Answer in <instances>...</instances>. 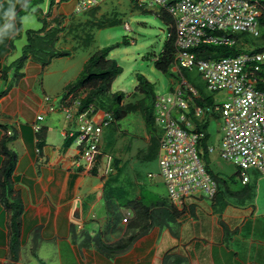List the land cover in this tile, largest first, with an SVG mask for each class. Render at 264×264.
<instances>
[{
	"label": "crops",
	"instance_id": "crops-1",
	"mask_svg": "<svg viewBox=\"0 0 264 264\" xmlns=\"http://www.w3.org/2000/svg\"><path fill=\"white\" fill-rule=\"evenodd\" d=\"M75 3L76 0H0V145L13 138L7 148L17 156L13 196L7 200L0 197V264H264L261 204L240 206L234 200L211 201L200 196L176 209L180 215L174 218L165 186L162 191L151 185L146 199L137 179H124L127 163H122L123 148L114 145L106 155L102 142L101 158L95 167L87 169L78 146L74 142L68 146L76 122L66 119L65 110L74 113L76 108L68 105L64 94L51 99L44 87L38 89L46 77L57 76L48 69L64 58H54L42 68L39 59L28 55L21 69L17 64L28 53L30 38L55 30V50H75L82 41V27L89 21L81 24L74 15L95 18L100 12L99 5L76 14ZM89 42L87 36L83 43ZM59 84L60 80L50 84V89ZM40 116L43 120L38 122L36 118ZM34 126L44 132V139L37 137ZM109 128L112 138L119 134L117 126ZM107 159L113 161L108 175ZM1 162L0 155V167ZM116 178L112 188L105 189L106 182ZM15 198L22 204V213L18 244L12 248L11 205ZM134 202L137 203L132 205ZM143 207L149 209L158 225L126 253L109 260L89 242L96 235L106 244L127 237L132 231L126 226L135 221V210ZM144 224L148 226L150 221Z\"/></svg>",
	"mask_w": 264,
	"mask_h": 264
},
{
	"label": "built area",
	"instance_id": "built-area-1",
	"mask_svg": "<svg viewBox=\"0 0 264 264\" xmlns=\"http://www.w3.org/2000/svg\"><path fill=\"white\" fill-rule=\"evenodd\" d=\"M145 0H138L139 6ZM253 1V0H251ZM246 0H150L174 20V71L195 70L210 92L227 93L225 102H213L206 108L194 107L198 92L182 78L171 90L172 97L156 93L153 115L155 125H160L158 167L167 190V201L181 208L187 200L204 196L211 200L216 194V184L207 174L198 155L197 145L204 135L192 129L188 115L193 120L201 117L222 119L224 137L219 155L237 169L242 185L250 182L249 172L264 175V92L256 89L254 73L264 63V51L254 55H238L217 61L197 60L191 50L200 44L233 45L227 34L241 33L259 37L260 10ZM105 0H76L74 12L82 14L99 6ZM219 32L220 37L212 33ZM248 67V68H247ZM48 101V98H45ZM78 106V104H77ZM53 112V108L49 109ZM67 120H75V144L87 169L96 166L101 156L103 129L111 123L105 114L95 113L90 107L84 113L65 110ZM177 117V120L174 117ZM76 117V118H75ZM105 120L101 125L100 120ZM41 122L43 118L37 117ZM190 129V130H189ZM35 134L39 126L33 128ZM11 133H8L10 136ZM212 154L213 148L206 150ZM107 159L105 174L112 171ZM149 178L152 176L149 175ZM127 220L123 222L126 223Z\"/></svg>",
	"mask_w": 264,
	"mask_h": 264
},
{
	"label": "rangeland",
	"instance_id": "rangeland-1",
	"mask_svg": "<svg viewBox=\"0 0 264 264\" xmlns=\"http://www.w3.org/2000/svg\"><path fill=\"white\" fill-rule=\"evenodd\" d=\"M73 1L63 2L71 3ZM158 11V6H150V0H145L141 6H139L138 0H105V2L100 4L99 15L95 18L92 15H74L75 21H79L81 24L86 20L89 21V25L82 27V32L80 30L82 41L75 46L74 51L71 50L69 52L70 56L73 57L55 61L54 66H51L48 71L51 73L57 72V76L53 78L46 77L43 82L41 81L38 89L44 87L47 93L46 96L51 99L55 95L61 96L66 92L67 84L65 83L74 81L73 79L78 77L82 71L83 61L86 58L105 48L120 45L109 55V60L115 61L123 71L112 83L111 93L123 94L125 96L124 103L135 102L136 98L133 95L137 87L136 76L141 75L154 86L157 94L164 96L166 99L172 97L171 90L177 87L178 81L170 74H163L154 67V61L163 52L170 34V28L157 17L156 13ZM85 36L90 38L89 43H83V40L86 39ZM227 36L232 39L234 44L236 43L239 55H251L264 48V41L260 38V30L259 37L241 33L227 34ZM63 70L64 73H62ZM189 72L191 73L189 79L196 81L197 85L203 89L204 93L213 102L218 104L225 102L226 92L208 91L206 83L201 80L198 73L195 70ZM59 80L60 84L58 87L54 86L52 87L53 89H50V84L59 83ZM50 90L59 91V94H50ZM38 94L42 95L40 92ZM30 111L32 114L34 113V110ZM174 118L177 120L176 116ZM188 121L192 129H194L195 120L188 115ZM196 121L199 122L200 126L205 125L204 131L208 136L202 146L203 148L198 147V154L206 171L212 176L223 180L235 178L237 169L222 160L219 155L222 138L224 137L222 119L216 116H207L201 117ZM20 122L26 124L25 120H20ZM158 127L161 126H155L157 129L155 133L151 129L147 130L140 114L133 113L118 122L117 129L119 134L117 136L112 138L110 128L107 129L108 127L104 128V132L101 135V144L102 142L104 143L103 153L106 155L112 152L114 145L124 149L121 151L122 163H127L124 168V179H137L136 182L142 188L141 194L146 199L150 197L151 185H157L159 189L164 191V182L160 176L157 158L153 161H143L140 155H137L139 151L141 153L147 151L150 136H160ZM76 131L77 129L74 133ZM109 136V140H105V137ZM208 148H213L214 152L212 154L208 153L206 151ZM111 164H113V161ZM149 175L154 176L153 179H149ZM248 175L251 178L260 177L256 172H249ZM262 178L264 180V177Z\"/></svg>",
	"mask_w": 264,
	"mask_h": 264
},
{
	"label": "trees",
	"instance_id": "trees-1",
	"mask_svg": "<svg viewBox=\"0 0 264 264\" xmlns=\"http://www.w3.org/2000/svg\"><path fill=\"white\" fill-rule=\"evenodd\" d=\"M246 1L250 2L251 0ZM251 2L255 3L260 10L258 26L260 30V38L264 41V0H253ZM157 17L170 28V34L163 52L160 57L154 61L155 69L163 74H170L178 82L179 79L182 78L191 87H193L199 95V99L194 101V107L204 109L212 105L213 101L204 93L203 89L197 85L196 81L189 79V75L191 73L188 70H180V75L173 70V56L175 52V32L173 28L174 20L165 12H160ZM56 33L57 31L55 30L53 32H48L43 37L36 35L35 38H30L29 45L27 46L28 53L25 54V58L21 59L17 64L19 69L24 66L26 56L28 55H32L35 59H39L42 68L48 67L54 58L69 57V52H58L55 50V44L57 41ZM212 36L220 37L221 35L219 32H214L212 33ZM119 46L120 45H114L93 54L83 64L82 71L78 77L66 86V92L64 93L65 100H68V105L72 104L76 108V115L84 113L92 107L95 113L100 112V114L109 116L112 121L107 127L112 128H116L118 122L123 120L127 115L139 113L146 129H151L152 132L155 133L157 129L155 128L156 125L153 115V106L156 92L153 85H151L143 76H136L137 87L135 88V93L133 95L136 100L133 103H124L125 96L123 94L111 93L112 83L122 74L123 71L115 61L109 60V55ZM263 51L264 48L252 53L251 55L258 54ZM191 53L196 56L197 60L203 61H217L226 58H233L240 54L236 43L233 45L200 44L197 48L192 49ZM253 76L256 80V89L264 92V63L259 65L258 71L255 72ZM82 96L84 97L82 98ZM104 121V119L100 120L98 124L102 125ZM204 128L205 125L200 126L199 122L195 120V131L204 135V137L198 141V145L196 147L198 152V147H202L204 142L208 139ZM36 135L39 139H44L45 134L42 130H40V132ZM75 137L76 135L69 139L68 146L75 142ZM159 138V135H152L149 137V146L147 151L139 154L143 161H153L157 158ZM12 139L13 138L6 139L0 145V155L2 157L0 167V197L2 200H7L13 196L12 176L17 164V156L7 148V144ZM99 158H101V156ZM207 174L216 184V194L211 201L219 200L223 202L224 200H234L240 206L259 203L264 210V180H262L264 175L256 173L260 177H250V182L242 185L238 174H236L235 178L228 180L212 176L209 172H207ZM116 180L117 178L115 180H108L105 184V189H111L113 184L116 183ZM108 198L110 199L111 196L107 197V199ZM136 203L137 202H134L132 205ZM139 206H142V204L140 203ZM168 208L170 210V215H174V218L175 216L180 215V213L172 206ZM11 209L13 211L11 217V233L13 236L11 240L13 246L12 248H14L17 247L18 244L20 216L22 213V204L18 198H15L14 203L11 205ZM137 209L135 210L136 212L134 215L136 218L135 221L133 220L126 226L128 231H132L130 235L113 244H106L102 241L100 235H96L92 239L90 238L89 242L93 243V246H95V248L109 260L126 253L129 249H131L136 241L146 235L152 227L158 225L154 216L149 215L148 208L143 207V209ZM147 220L150 221V225L145 226L144 222Z\"/></svg>",
	"mask_w": 264,
	"mask_h": 264
},
{
	"label": "water",
	"instance_id": "water-1",
	"mask_svg": "<svg viewBox=\"0 0 264 264\" xmlns=\"http://www.w3.org/2000/svg\"><path fill=\"white\" fill-rule=\"evenodd\" d=\"M61 1H68V0H61ZM75 219H78V216L77 215H74L73 216Z\"/></svg>",
	"mask_w": 264,
	"mask_h": 264
}]
</instances>
